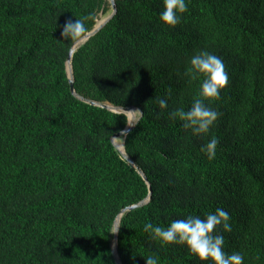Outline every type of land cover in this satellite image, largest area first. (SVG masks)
Segmentation results:
<instances>
[{
	"label": "trees",
	"instance_id": "1",
	"mask_svg": "<svg viewBox=\"0 0 264 264\" xmlns=\"http://www.w3.org/2000/svg\"><path fill=\"white\" fill-rule=\"evenodd\" d=\"M114 15L71 55L79 96L134 106L141 116L123 139L146 181L114 147L127 118L78 99L66 59V20L88 33L109 0H0V264H205L183 245L161 246L144 224L166 226L223 208L225 250L264 264V0H187L181 21H159L162 0H113ZM82 35V36H83ZM81 36V37H82ZM80 37V38H81ZM199 50L219 56L228 83L220 115L193 136L168 113L190 106L200 80L186 74ZM159 98L168 101L160 109ZM216 136V155L200 147Z\"/></svg>",
	"mask_w": 264,
	"mask_h": 264
},
{
	"label": "clouds",
	"instance_id": "2",
	"mask_svg": "<svg viewBox=\"0 0 264 264\" xmlns=\"http://www.w3.org/2000/svg\"><path fill=\"white\" fill-rule=\"evenodd\" d=\"M187 11V0H162L159 11V21L169 27H175L181 21V14ZM83 19L66 20L61 30L64 40L74 42L88 29ZM186 74L193 79L199 78L198 91L187 108H176L168 113L172 120H178L183 129L190 130L193 136L207 134L216 122L220 113L207 106L205 101L218 100L221 91L228 83L223 60L214 53L206 50L196 51L188 61ZM160 109H166L168 101L164 98L157 100ZM137 111H139L137 109ZM219 141L212 136L203 144L199 151L208 159L216 155ZM230 215L221 207L206 213L203 217L188 214L182 219L171 220L166 226L145 223L143 230L152 239L160 242L161 246L183 245L197 260L205 264H243L244 257L238 251L225 250V236L221 233L232 231ZM144 258V264H159V257L149 254Z\"/></svg>",
	"mask_w": 264,
	"mask_h": 264
},
{
	"label": "water",
	"instance_id": "3",
	"mask_svg": "<svg viewBox=\"0 0 264 264\" xmlns=\"http://www.w3.org/2000/svg\"><path fill=\"white\" fill-rule=\"evenodd\" d=\"M109 3H110V7H111L110 13L105 18H103L102 20L97 21L96 24L94 25V27L88 33H86L81 38H79L71 46V48H70V50L68 52V57L66 59V74H67V79H68V83H69V86H70L71 93L74 96H76L78 99L83 100V101H85V102H87L89 104H92V105H97V106H100L102 108H106V109H108V110H110V111H112L114 113H122V114H124L126 116V118H127L126 126L124 127L123 130H121V131L115 133L114 135H112L111 142L114 145V147L117 149V151L120 153L121 157L129 165H131L141 175V177L143 178V180L146 181V183H147V179H146L144 173L137 166V164L129 157V155L125 152V150H124V152L120 151L119 148L116 146V144L113 141L114 137H123V139H124L125 135L134 127V125L136 124V122L140 118L141 111L140 110L138 111L139 114H138L137 117L135 116V118L134 117L129 118L128 115L126 114V111L132 109L135 112V110H137L136 107H134V106H128V107L113 106V105H109V104H105V103H99V102H96V101H92V100H89V99H85V98L79 96L77 93H75L74 88H73V77H72V69H71V55H72L73 51L79 45H81L84 41H86L90 36H92L93 34H95L114 15V13L116 11L115 3H114L113 0H109ZM134 115H135V113H134ZM123 148H124V144H123ZM150 193H151V189L148 186V195H147V197L144 198V199H142L141 201L135 203V204H131V205L123 208L119 212V214L117 215V217L114 220V223H113V238L111 240L110 245H111L112 254H113V257H114V260H115L116 264H121V261L119 259L118 253H117V242H116V239H117V229H118V223H119L120 216L124 212H126V211H129L131 209H134L136 207H139V206L144 205L149 200Z\"/></svg>",
	"mask_w": 264,
	"mask_h": 264
},
{
	"label": "bare ground",
	"instance_id": "4",
	"mask_svg": "<svg viewBox=\"0 0 264 264\" xmlns=\"http://www.w3.org/2000/svg\"><path fill=\"white\" fill-rule=\"evenodd\" d=\"M132 111H133L132 109L126 111V114L128 115L129 118L134 117V113H133L134 111L133 112ZM117 138L119 137H114L115 140L113 139V141L116 144V146L119 148V150L124 152L123 143L118 141Z\"/></svg>",
	"mask_w": 264,
	"mask_h": 264
},
{
	"label": "rangeland",
	"instance_id": "5",
	"mask_svg": "<svg viewBox=\"0 0 264 264\" xmlns=\"http://www.w3.org/2000/svg\"><path fill=\"white\" fill-rule=\"evenodd\" d=\"M107 15H108V14H107ZM107 15H102V14H100V16H99V18L97 19V21L102 20V19L105 18ZM132 112H133V111H132ZM133 113H135L134 118H135V116L137 117L138 114H139L137 110H135V112H133ZM114 140H115V139H114ZM117 140L123 143V137H119V138H117Z\"/></svg>",
	"mask_w": 264,
	"mask_h": 264
}]
</instances>
